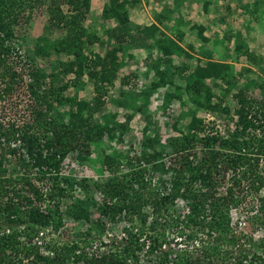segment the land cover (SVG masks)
Segmentation results:
<instances>
[{
	"label": "trees",
	"instance_id": "16d2710c",
	"mask_svg": "<svg viewBox=\"0 0 264 264\" xmlns=\"http://www.w3.org/2000/svg\"><path fill=\"white\" fill-rule=\"evenodd\" d=\"M26 1L0 0V264H29L23 260L25 254L33 255L30 264H66L70 259L83 264L264 263V235L257 241L251 236L248 246L243 247L241 234L230 226L232 208H237L248 194L257 195V223L264 226V198L260 197L264 188V170L260 167L264 157V81L260 84L261 97L255 100L247 94L250 86L255 85L253 80L231 92L236 79L233 66L227 62L209 60L192 69L173 65V73L156 65L157 80L151 83L152 89L171 83L169 75L188 72L189 79L178 87L187 93L189 103L230 115L234 128L224 135L206 129L203 121L192 115L187 131L175 125L179 136L165 141L159 133H153L141 142L142 151L133 148L124 156L115 151L105 153L101 167L108 170L110 177L95 183L101 203H92L91 197L87 200L98 214L93 221L90 209L79 199L60 209L70 190L78 185L62 174L61 163L69 153L79 160H88L91 143L104 137L121 138L123 134H114V126L94 117L98 108L94 104L67 96L64 91L87 76L92 81L95 100H100L107 85L116 79L120 78L122 87L128 86L132 72L120 77L119 70L125 67L126 57L132 58L130 48L145 47L149 40L158 45L163 56L178 53L182 48L158 25L138 27L129 20L128 8L139 0H106L101 20L116 19V26L104 30L115 45L104 48L102 54L86 53L85 42L105 44L84 25L90 0H50L48 23L65 27L67 33L41 43L34 53L63 51L72 58L60 61L52 73L45 75L32 57L20 52V27L30 20L21 17L19 11L33 8ZM61 3L71 4L69 14H65ZM199 32L202 37V31ZM241 51L254 60L243 42L236 43V54ZM70 74L72 78L63 82L62 78ZM46 77L51 79L46 81ZM209 80L224 95L230 92L237 105L232 113L222 105L221 96H216L219 101L212 102L215 94L207 85ZM215 80L221 81L217 84ZM55 81H59L57 86H53ZM122 93L128 94L125 90ZM164 95L175 97L170 93ZM165 148L171 151L168 155ZM9 161L21 170L20 174L8 172ZM91 164L96 165L93 160ZM220 181L226 183L222 190ZM79 185L88 191L86 183ZM177 199L184 201L186 213L177 212ZM63 214L75 221H89L88 235L103 231L101 217L113 223L122 219L127 227L123 226L119 241L100 242L105 250L99 244L94 251L86 252L75 242H60L49 248L50 253L41 252L40 246L33 243L35 236L55 216L60 219ZM17 226H22V231ZM183 239L194 247L179 250L176 244ZM82 241L87 244L86 239ZM90 243L88 246L92 247ZM220 244L227 248L222 249ZM180 255L184 256L183 262ZM248 255L251 257L246 262Z\"/></svg>",
	"mask_w": 264,
	"mask_h": 264
},
{
	"label": "rangeland",
	"instance_id": "374dc122",
	"mask_svg": "<svg viewBox=\"0 0 264 264\" xmlns=\"http://www.w3.org/2000/svg\"><path fill=\"white\" fill-rule=\"evenodd\" d=\"M36 1L38 2L35 3ZM26 2L31 4L33 8L25 7L23 10L19 11L21 17L25 19L26 17H29L30 20L25 25L20 27L23 32L20 40V52L32 57L34 63L40 68L41 72H43L45 75H48L54 71V67L58 66L60 61L71 59L72 55L63 51L56 52L55 50H48L40 54H35L34 50L38 48L43 42L48 43L50 41L64 37L67 33V30L65 27H52L48 23L47 7L50 4V0H27ZM61 4L62 5L60 7L63 9L65 14H69V6H71V4ZM98 5H101V0H96V3L93 4L92 14L87 15L84 25L91 33L97 34L105 44L103 46H101L99 43H93L90 45L85 42L83 47L86 53L93 51L102 54L104 48L115 45L114 41L106 37L104 34L106 26H110L112 21L108 20L106 22L100 20V17H98L99 13L98 15L95 13L99 10L100 6ZM256 7L258 8L260 6ZM263 9L264 7L261 6L260 10L257 11L259 14H261V16L264 14ZM22 20L24 21V19ZM255 23L256 25H254ZM245 27H251L250 29L260 32L256 35L254 33H251V35L247 32L249 34V37H246L247 44L245 41H243V35H241L242 37L240 36V40H242L244 43V47L251 49L249 42L247 41V39H249L251 40V44L255 46V49L257 50L251 51L252 59L254 60H251L246 55H237L238 57L235 55L237 60L236 58L233 59L236 61L235 64H233V74L236 81L234 86L231 88V92H236L239 90L244 86L247 80H253L255 85L250 86L247 94L248 96L255 98V100H259L262 93L260 84H262L264 81V19L260 18V20L257 21V17L255 16L254 19L247 21V26ZM167 31L169 32V30ZM133 49L130 48L129 53H132ZM143 56L144 57H142L140 54L137 56V59H131L129 57L125 58L124 64L127 68L124 67L120 69L119 76L121 77L127 72H132V78L130 77L128 80V86L122 87L119 84L120 78L116 79L113 83L107 85L106 94L100 100H95V94L93 92L94 87L92 81L87 76H83L82 79L76 82L74 85L70 84L68 89L64 91V94L67 96L81 98L87 100L90 104H94V106L98 107L94 117L101 122H104V124L108 125L109 127L114 126L116 129L114 134L119 132L123 135L121 138L118 137L114 139L104 137L98 142L91 143L92 153L88 160H79L72 153H69L65 156L61 163L60 170L62 174L66 175L67 177L70 176L72 178L71 181L74 183L77 182L76 184L78 185L70 190L71 193L69 194V197L64 200L63 206L60 208L61 210H64V207H66V205H70L73 201H75V199H79L80 201H84L83 203L86 209H90L91 220L94 221V219L98 217V214L94 211L93 207H89L90 202L87 200L91 197L92 199L90 200L92 203L94 201L101 203L102 196L99 195L97 191H95V183L110 177L108 170H104L101 167L102 158L105 153L109 154L115 151L118 153V156H124L126 152L133 148L135 151H142L143 148L141 146V142L146 136H152L153 133H159L162 136V139L165 141L167 138L179 136V132L174 128L175 125L179 129L187 131L186 125L192 115L200 118L203 121L206 129L217 131L224 135L229 134L233 130L234 118L230 117V115H224L219 111L213 112L203 107H197L195 104L189 103L187 93L184 92L183 88L181 89L178 87L180 85L183 87L185 80L189 79L188 72L180 71L178 74L176 72L175 75H169L167 78H172L171 83H168L159 89H152L151 83L157 80L155 66L157 65L160 69L168 70L170 72L173 71V66H170V64L166 65L165 62H160L159 60H157L156 63L155 57L150 56L148 59L149 55H144V52ZM187 61L190 62L189 60ZM134 73L137 76L133 78ZM72 76V74L66 75L64 78H62V81L64 82L66 80H70ZM50 79L51 77L45 78L46 81H49ZM220 81L221 80H215L217 84H219ZM58 82L55 81L53 86L58 84ZM213 82V80L207 81V85L211 86V90L215 94V96L212 98V102L219 101L220 99L216 96H221L223 100L222 105L227 106L228 110L231 109L232 113L233 108H235L237 105L230 97V92L229 94L224 95L223 91L219 89L218 86L214 85ZM130 83L131 85L136 83V85L131 86ZM122 90H125L128 94L123 95ZM148 92H150V95H148ZM164 93L173 94L175 97L165 98ZM177 97H179V99ZM100 101L102 103H100ZM63 108L66 109L67 104H64ZM128 115L130 116L129 119ZM164 152L168 155L171 151L168 148H165ZM91 160L95 162L96 168L91 164ZM9 162L10 164L8 165V172L10 174H20L21 170L16 168L13 164L11 165V163H13L12 161ZM124 167L126 166L124 165ZM260 167L264 170V157L263 160L260 161ZM229 178V176L226 177V180L224 181L226 182ZM224 181H220L222 184H219L221 186L219 190H222V186L226 185V183L223 184ZM80 182L87 184L88 191H83L85 187H81V185H79ZM87 194L90 196L88 197ZM260 197L264 198V188H262L260 191ZM256 200L257 195L252 196L248 194L243 199L242 203H240L239 206L237 205V208H232L231 210L232 216L235 217V220L243 222V228L241 230L243 231L244 229L243 232H246L247 234H249L252 228L256 227L253 224L251 217L253 212L257 216V213L260 211L259 203H257ZM175 208L177 212H180V214H183L182 212L186 213L187 211L182 199L176 200ZM100 222L104 225L103 231L98 232L96 235H88L86 232L90 228L89 221H75L74 219L67 217L65 214H63L62 218L60 219L55 216L53 222L48 227L39 230L38 234L33 240V243H37L40 246L41 252L45 254L50 253L49 248L54 247L55 245H60V242H65L68 244L70 242H75L79 247H85L84 251L90 252L94 251L96 246L101 244L100 242L111 244L112 240H120L122 236L121 234L123 233L122 228L123 226L127 225L122 222V219H119L117 223H113L107 218L101 217ZM230 226L232 227V224H230ZM15 228L22 231V226H17ZM257 229L259 228L257 227ZM252 231L254 232L256 230H251V232ZM252 234L253 233H251V235ZM258 234H261L259 230L257 233L254 232L252 236L256 237ZM214 236L215 234H213V237ZM243 236L245 235H242V238H244L245 241L242 242L241 240V244H243V247H246L248 246V242L246 241V237ZM82 238L87 240V244L83 243ZM88 242H91L90 244L92 247L88 246ZM194 244L196 245L198 243ZM101 245L100 248L105 250V245H103V243ZM176 246L179 250L186 249L187 246L190 248V250L194 247L192 243L189 245V241H185L184 239L178 241ZM197 246L198 245H196V247ZM220 246L222 249L227 248L224 244L223 246L220 244ZM233 254H236V252H233ZM32 257V254H25L23 260L24 262L30 264ZM183 259L184 256L180 255L179 260L183 262ZM144 261V263H146V260ZM258 262L261 263V261ZM66 264L83 263L81 261H71L70 259Z\"/></svg>",
	"mask_w": 264,
	"mask_h": 264
},
{
	"label": "crops",
	"instance_id": "0c3cea01",
	"mask_svg": "<svg viewBox=\"0 0 264 264\" xmlns=\"http://www.w3.org/2000/svg\"><path fill=\"white\" fill-rule=\"evenodd\" d=\"M260 1L264 0H139L128 8L129 20L139 27L151 23L158 25L179 44L182 50L169 56H163L158 45L149 40L147 46L132 50V58L137 59L140 54L144 57V52V55H149L148 59L150 56L155 57L156 63L159 60L165 62L166 65L170 64V66L186 65L192 69L197 64L204 65L209 60L227 62L233 66L236 62L233 59L237 55L244 56L242 52L237 54L235 52L236 43H242L240 36L243 35V41L247 44L248 33L255 35L260 33L250 29L251 27H245L247 21L254 19L255 16L257 21L260 18L264 19V14L261 16L257 12L261 6L264 7V3ZM94 3L96 0H90L88 14H92ZM105 4L106 0H101V5H98L100 6L99 10L95 12L97 15L99 13L100 20ZM108 20H111L112 23L106 27L116 26L115 18H109L106 22ZM199 31H202V37ZM133 33V36H136L134 31ZM247 41L251 47V49L248 48L250 53L252 50H257L251 44V40L247 39Z\"/></svg>",
	"mask_w": 264,
	"mask_h": 264
},
{
	"label": "built area",
	"instance_id": "2783aa9c",
	"mask_svg": "<svg viewBox=\"0 0 264 264\" xmlns=\"http://www.w3.org/2000/svg\"><path fill=\"white\" fill-rule=\"evenodd\" d=\"M255 213L253 212L252 213V222H253V224L256 226V227H254V228H252L251 230H256V231H254L255 233H257L258 232V230L261 232V234H258V236H252L253 234H254V232L252 231L251 232V230H250V232H249V234H247L246 232H243L244 231V229H243V231L241 230L243 227H242V221H237V220H235V217H233L232 216V214H230L231 216H232V222H231V224H232V226H233V231L234 232H236L237 234H241V236L242 235H245V236H243V237H246V241H247V239L248 238H250L251 236H252V238H253V241H257V240H259V238H261V237H263V235H264V226L262 225H260L259 223H257V218H258V216H255L254 215ZM258 214V213H257ZM246 217V216H245ZM250 218V217H249ZM234 223H236V226H234L235 224ZM257 227L259 228V229H257ZM243 233V234H242ZM251 233H253L252 235H251ZM243 241H245L244 240V238H242V242ZM250 255H248V259H247V261L246 262H249V259H250ZM263 264V263H262Z\"/></svg>",
	"mask_w": 264,
	"mask_h": 264
}]
</instances>
